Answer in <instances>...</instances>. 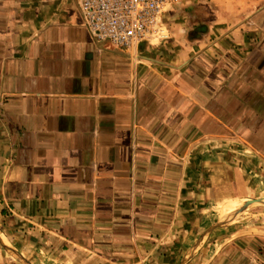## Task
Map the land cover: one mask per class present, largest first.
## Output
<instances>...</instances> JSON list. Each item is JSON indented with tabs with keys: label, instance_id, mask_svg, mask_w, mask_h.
Instances as JSON below:
<instances>
[{
	"label": "crops",
	"instance_id": "obj_1",
	"mask_svg": "<svg viewBox=\"0 0 264 264\" xmlns=\"http://www.w3.org/2000/svg\"><path fill=\"white\" fill-rule=\"evenodd\" d=\"M160 27L0 0V264H264V0Z\"/></svg>",
	"mask_w": 264,
	"mask_h": 264
},
{
	"label": "built area",
	"instance_id": "obj_2",
	"mask_svg": "<svg viewBox=\"0 0 264 264\" xmlns=\"http://www.w3.org/2000/svg\"><path fill=\"white\" fill-rule=\"evenodd\" d=\"M83 24L99 40L137 46L161 31L163 17L182 0H76Z\"/></svg>",
	"mask_w": 264,
	"mask_h": 264
},
{
	"label": "water",
	"instance_id": "obj_3",
	"mask_svg": "<svg viewBox=\"0 0 264 264\" xmlns=\"http://www.w3.org/2000/svg\"><path fill=\"white\" fill-rule=\"evenodd\" d=\"M251 202H261V203H264V198L263 197H258V198H250V199H246L244 201H242V205H247ZM0 243H2L0 241ZM14 255L20 257L24 262L25 264H30L26 259H24L19 253L17 252H12Z\"/></svg>",
	"mask_w": 264,
	"mask_h": 264
},
{
	"label": "rangeland",
	"instance_id": "obj_4",
	"mask_svg": "<svg viewBox=\"0 0 264 264\" xmlns=\"http://www.w3.org/2000/svg\"><path fill=\"white\" fill-rule=\"evenodd\" d=\"M182 4H189V0H182L181 2H179V3L175 4V5H173V6L170 8V10H173V9L176 8L178 5L180 6V5H182ZM167 12H168V11H167Z\"/></svg>",
	"mask_w": 264,
	"mask_h": 264
},
{
	"label": "bare ground",
	"instance_id": "obj_5",
	"mask_svg": "<svg viewBox=\"0 0 264 264\" xmlns=\"http://www.w3.org/2000/svg\"><path fill=\"white\" fill-rule=\"evenodd\" d=\"M258 205V204H257ZM230 216V215H229ZM232 216V215H231Z\"/></svg>",
	"mask_w": 264,
	"mask_h": 264
}]
</instances>
